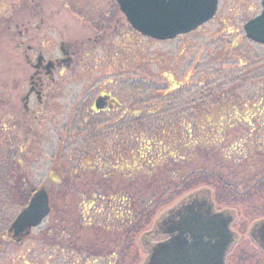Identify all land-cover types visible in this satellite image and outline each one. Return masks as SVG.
<instances>
[{
  "label": "rangeland",
  "instance_id": "1",
  "mask_svg": "<svg viewBox=\"0 0 264 264\" xmlns=\"http://www.w3.org/2000/svg\"><path fill=\"white\" fill-rule=\"evenodd\" d=\"M260 3L217 0L211 21L159 42L115 0H0V264H143L146 243L160 241L143 236L198 190L235 215L226 264H264L249 236L264 219V46L243 31ZM61 44L70 68L43 76L24 109L37 52L53 61ZM99 95L114 102L96 114ZM41 188L49 217L13 240L11 223ZM121 197L136 220L105 226Z\"/></svg>",
  "mask_w": 264,
  "mask_h": 264
},
{
  "label": "water",
  "instance_id": "2",
  "mask_svg": "<svg viewBox=\"0 0 264 264\" xmlns=\"http://www.w3.org/2000/svg\"><path fill=\"white\" fill-rule=\"evenodd\" d=\"M130 27L141 36L156 41H170L189 34L206 24L216 14L217 0H115ZM261 13L244 26L245 38L264 46V0ZM102 99L95 107L101 109ZM50 213L45 189L36 191L11 223L13 238L26 237ZM235 215L214 209L208 190H198L167 209L145 234L142 243L167 237L157 243H146L143 264H225L230 249L238 242L231 231ZM250 239L264 253V219L254 223Z\"/></svg>",
  "mask_w": 264,
  "mask_h": 264
},
{
  "label": "flooded vegetation",
  "instance_id": "3",
  "mask_svg": "<svg viewBox=\"0 0 264 264\" xmlns=\"http://www.w3.org/2000/svg\"><path fill=\"white\" fill-rule=\"evenodd\" d=\"M39 9L41 10V8ZM8 28L10 29V27ZM28 33H29V28L25 26L23 28V31L19 32L18 34L19 36H23V35H27ZM68 49H69L68 47L61 44L59 46V53L61 54V57L53 61L46 60L44 55L40 51L37 52L35 64H32L31 66L33 70V75L29 78V88L24 97V109L27 110V104L31 96L33 97L35 96L37 100H40L42 95L41 91L43 89V83L41 82V78L43 76L52 77L53 73L56 70L70 68V65L73 61V53H71L70 50ZM26 50L33 53L32 52L33 48L31 46H27ZM25 57L27 58V56ZM98 98L102 99L103 101V105L101 109H97L95 107V102ZM97 99L93 103V110L96 114L108 111L112 107L111 104L114 102L107 95H99ZM7 234L11 236V234H9L8 232Z\"/></svg>",
  "mask_w": 264,
  "mask_h": 264
},
{
  "label": "trees",
  "instance_id": "4",
  "mask_svg": "<svg viewBox=\"0 0 264 264\" xmlns=\"http://www.w3.org/2000/svg\"><path fill=\"white\" fill-rule=\"evenodd\" d=\"M140 142L141 141L134 140L135 145H138V147H140ZM142 143L144 144L143 148L145 150H146L147 145L152 146V144H154V142L150 139L149 140L144 139ZM18 187H19V189L16 190L17 192L20 190V186H18ZM12 188H14V185L12 186ZM12 188H10V189L12 190ZM32 193H31V195H32ZM20 197L22 200L23 199L26 201L28 200V198L24 197V195H22ZM97 200L101 202V201H103V198H100V196H97ZM127 202H128V199L126 197H121L112 209H111V207H108V209L113 210V211H111V212H113V214H107L106 220L102 224H105V226L110 224V225H112L113 228L116 225H118L119 228H126V225H130L131 222L135 221L136 217H137V213H134V211H132L133 209H131V207L126 204ZM85 204H86V206L87 205L89 206V208H88V210H89L91 208H94L93 206L96 204V202L93 201V199L89 198L88 201L85 202ZM101 204H100V206H102ZM94 211H95L96 219H102L101 216L103 214H102L101 210L94 209ZM88 226H90V225H88ZM98 226L101 227V223L98 224Z\"/></svg>",
  "mask_w": 264,
  "mask_h": 264
}]
</instances>
